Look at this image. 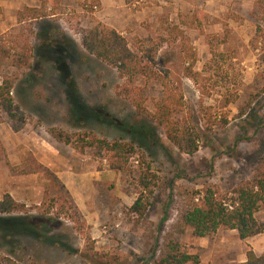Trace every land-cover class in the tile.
<instances>
[{
  "label": "rangeland",
  "instance_id": "1",
  "mask_svg": "<svg viewBox=\"0 0 264 264\" xmlns=\"http://www.w3.org/2000/svg\"><path fill=\"white\" fill-rule=\"evenodd\" d=\"M91 2L14 0L11 28L0 33V85L10 84L8 96L23 124L12 131L0 110V127L9 129L0 142V162L32 136L58 153L59 168H104L111 182L94 186V210H79L52 171L37 173L44 182L39 198L20 204L21 212L0 215L31 223L35 236L0 234L2 264L147 263L175 220L180 198L204 189L223 194L247 179L264 156V25L256 30L247 15L252 0H99L95 11ZM26 6L34 18L24 17ZM95 23L120 34L132 52L146 56L155 49L150 69L178 102L173 117L179 130L196 139L195 152L178 151L128 102L135 97L151 113L158 82L119 78L82 49L81 32ZM48 130L71 141L88 134L133 139L139 146L125 171L115 172ZM30 158L35 161L28 152L24 162ZM136 199L138 213L130 209ZM254 218L264 228V211ZM259 235L239 241L234 231L218 230L199 239L185 228L175 241L198 264H237L247 251L264 256V233Z\"/></svg>",
  "mask_w": 264,
  "mask_h": 264
},
{
  "label": "trees",
  "instance_id": "2",
  "mask_svg": "<svg viewBox=\"0 0 264 264\" xmlns=\"http://www.w3.org/2000/svg\"><path fill=\"white\" fill-rule=\"evenodd\" d=\"M89 1H92L91 11L99 8L98 0ZM247 15L257 23L255 28L259 30L260 25H264V0H252ZM80 41L82 49L88 55L115 69L119 78L143 77L158 82L161 89L159 97L153 103L151 113L142 109L135 97H126L128 102L138 114L146 115L151 122L161 128L165 139L178 151L186 154L195 152L196 139L179 130L177 119L174 118L178 113V102L172 98L167 85L150 69L155 49L147 50L146 56L132 52L120 34L100 23H95L82 31ZM10 89L11 86L6 81L0 85V110L11 121L12 131H17L23 123L19 121V112L11 105L8 96ZM134 90L139 91L137 88ZM16 121H19L17 128L13 127V122ZM129 133L135 135L138 132L131 130ZM47 134L79 154H83L85 150L90 151L92 160H97L99 165L105 161L108 169L115 172L125 171L128 159L134 155L133 147L139 146L133 139H130L129 143H124L118 139L106 141L82 134L71 141L69 136L61 131L48 130ZM4 165L9 173L19 176L47 171L32 158L17 166H11L7 161H4ZM52 179L57 181L54 176ZM61 189L64 190L62 185ZM138 207L136 199L130 209L138 213ZM22 210V205L14 202L7 194L2 195L0 215H11ZM259 211H264V156L253 166L247 179L236 183L225 193L216 194L211 189H204L201 192L186 193L185 197L180 198L175 220L162 235L156 253H152L151 258L144 264H198L196 255L183 252L175 241V237L182 235L185 228L191 231L194 238L201 239L218 230H226L234 231L237 239L243 241L264 233V228L254 218ZM74 222L77 224L76 219ZM29 224L19 218H0V234L9 236L11 233H26L35 236ZM237 264H264V256H255L251 251H247L244 254V261Z\"/></svg>",
  "mask_w": 264,
  "mask_h": 264
},
{
  "label": "crops",
  "instance_id": "3",
  "mask_svg": "<svg viewBox=\"0 0 264 264\" xmlns=\"http://www.w3.org/2000/svg\"><path fill=\"white\" fill-rule=\"evenodd\" d=\"M26 7L27 8L24 10V17L26 19L34 18L35 16L32 15L31 7ZM14 8V0H0V33L11 28L8 26V23L11 20V14ZM6 130L0 127L1 143L5 139L3 134L9 131V129ZM37 141L39 140H36V138L32 136H28V138L24 140L23 146L18 145L15 147L13 145V148L6 157L8 164L11 166L21 164L25 161L29 152L30 155L34 157L36 163L52 171L56 180L62 185L64 190L67 191L79 210L86 208L94 210L95 207L92 204L94 186L96 184H102L104 189L105 182H111V180H109L110 172L105 171L104 168L100 169V171L91 169L90 171L86 170V172H76L70 168H66L64 165L63 169H61L58 167V163H62L58 153L51 148L48 150L45 146L39 145ZM43 183L40 175L37 173L20 176L10 175L4 163L0 162V190H4L0 193V200L2 195L7 194L14 202L19 204L32 201L35 198H39L38 196L43 189ZM81 190H86L87 197L80 196ZM85 205H87V207H85ZM254 237H260V235Z\"/></svg>",
  "mask_w": 264,
  "mask_h": 264
}]
</instances>
